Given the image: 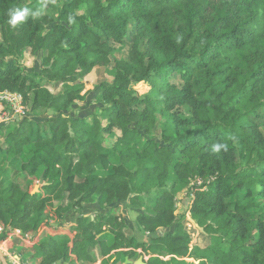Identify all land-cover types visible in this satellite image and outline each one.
<instances>
[{
	"label": "trees",
	"instance_id": "1",
	"mask_svg": "<svg viewBox=\"0 0 264 264\" xmlns=\"http://www.w3.org/2000/svg\"><path fill=\"white\" fill-rule=\"evenodd\" d=\"M21 1L0 0V91L55 115L0 125V240L9 229L36 232L70 208L135 205L153 192L151 210L135 220L145 240L128 236L115 212L78 213L68 226L73 236L42 237L28 247L32 259L124 264L139 253L145 264H264V0H65L57 19L38 8L12 28L6 13ZM128 35L127 59L100 85L99 114L70 116L78 82L108 65ZM26 50L41 55L39 72L21 69ZM157 113L171 125L162 142L147 137ZM214 143L226 147L213 152ZM22 173L43 174L46 184L31 194L14 177ZM195 177L204 181L189 212L210 238L204 246L191 244L174 213L177 192Z\"/></svg>",
	"mask_w": 264,
	"mask_h": 264
},
{
	"label": "rangeland",
	"instance_id": "2",
	"mask_svg": "<svg viewBox=\"0 0 264 264\" xmlns=\"http://www.w3.org/2000/svg\"><path fill=\"white\" fill-rule=\"evenodd\" d=\"M36 1L37 0H22L21 4L28 6L33 11H36L38 8L39 9L41 8L43 13L51 16L55 20L58 18L59 11L61 10V7L65 0H38L39 5L38 3H36ZM81 11L82 9L79 10V12ZM130 47H131V39L130 36L128 35L124 38V41L121 44L116 45V51L110 56V62L108 65L95 67L81 82H78L82 84V89L78 99L69 108L68 113L70 116H84L86 117V120H90L92 115L99 114L100 112V110H98L99 101L97 100V98L100 92V85L102 83L111 84L113 82L115 61L119 59H127ZM139 48L141 51L145 50L146 48L145 40L140 41ZM37 55L35 54L31 55L29 50L24 51L20 61L21 69L27 72L36 69L39 72V69H41L42 67V63H41V55H39L38 58H36ZM47 87L50 89V91L53 94H58L59 92H61V86L59 82H49L47 83ZM135 89L138 91L139 94H143L148 90V86L146 84L140 83L135 85ZM23 106H24V110L23 113L21 114V118L26 117L35 122H42L47 118L55 115L52 110H45L43 108H40L38 110L31 111L29 108V104ZM178 111L180 112V116L183 118H188L190 116L189 111L186 108H180L178 109ZM156 116H157L156 126L152 130V132L149 135H147V137L162 142V138H163L162 136L164 134L165 135L168 134L169 130L171 129V125L170 122L167 121V118L162 114L157 113ZM102 121H105L104 117H102ZM14 122L15 121L5 126H10L11 128H13V126L15 125ZM261 131L264 136V128H261ZM118 133L119 132L116 131V134ZM105 139H106L105 140L106 145L110 147L114 138L111 135H106ZM14 177L17 178L23 189L29 191H35L34 186L38 184V179L28 177L23 173L19 175L14 174ZM191 183L192 180L189 182L187 187L177 192L175 196L174 213L176 215V218H178V220L182 222L184 228L190 234L192 238L191 244L204 246L210 242V238L202 233L201 228L195 226L194 221L191 222V215L189 209L193 199V192L195 190V184H191ZM39 188L40 186L38 187V190ZM152 197H153V192H151L150 194L141 195V200L138 201L135 205L130 204L128 201H123L120 202L119 205L108 206L105 208L97 206L94 202L87 203L82 208H70L60 217L54 215L53 218L50 220V225L53 227L61 226L65 228L66 222L70 224L73 221L74 214L83 213L86 216H89L91 219H93L96 213H105L111 211V212H115L116 214H119L125 220L127 225L126 233L128 236L135 234L140 240H145L146 234L137 231V229L135 228L136 226L135 220L137 215L141 211L151 210ZM174 229L175 226L165 229L162 228V229H158L157 233L158 234L172 233ZM215 242H213L212 244H215ZM140 257L142 258V261L144 263V258L146 259V257L143 258L142 255H140L139 253H136V255L131 259L132 261L128 260L129 261L128 263L131 262L130 264H133ZM163 259H166V257ZM193 261H195V264L198 262V260L185 259V262L190 263ZM5 262L7 263L6 260ZM62 264H67V263L63 262Z\"/></svg>",
	"mask_w": 264,
	"mask_h": 264
},
{
	"label": "built area",
	"instance_id": "3",
	"mask_svg": "<svg viewBox=\"0 0 264 264\" xmlns=\"http://www.w3.org/2000/svg\"><path fill=\"white\" fill-rule=\"evenodd\" d=\"M23 110H24V106L22 103V97L19 93L10 92L7 90L0 91V125H7L15 121L16 117H18L19 119L21 117V114L23 113ZM212 179L213 177H211L209 180ZM191 180H192L191 184H195V188L204 181L199 177H195ZM50 220L49 221L47 220L46 223L43 226H41V228L36 232H22L19 229H9L7 233L12 232L19 239H21L24 242H27L30 245L37 244L42 237L47 235H52L53 232L50 231V229L52 228L48 225L50 223ZM4 230L5 227L3 223L0 222V236L2 235ZM56 232L57 231H54L55 234ZM72 236L73 233L70 234V237ZM145 257L147 258V256ZM23 261L24 260L18 258V256H11L9 258V264H23Z\"/></svg>",
	"mask_w": 264,
	"mask_h": 264
},
{
	"label": "crops",
	"instance_id": "4",
	"mask_svg": "<svg viewBox=\"0 0 264 264\" xmlns=\"http://www.w3.org/2000/svg\"><path fill=\"white\" fill-rule=\"evenodd\" d=\"M16 120H18V117H16ZM67 224L68 222H66L65 228L61 226L53 227L50 225V223L48 225L52 228L50 229V231L53 233L54 231H57L56 233H66L70 235L71 232L69 231V227H68L69 224L68 225ZM158 229H162V228H158ZM53 233L52 235L55 234ZM29 246L31 245L19 239L12 232L6 233V238L4 240H0V263L4 264V261L6 260L7 264H9V258L11 256H18V258H21L22 260H24L23 264H37L38 260L32 259V254L30 253L31 251H29V248H28ZM74 258L75 257L72 255L71 259H74ZM62 263H63L62 261H58L56 264H62ZM96 263L98 264L99 261H97Z\"/></svg>",
	"mask_w": 264,
	"mask_h": 264
},
{
	"label": "clouds",
	"instance_id": "5",
	"mask_svg": "<svg viewBox=\"0 0 264 264\" xmlns=\"http://www.w3.org/2000/svg\"><path fill=\"white\" fill-rule=\"evenodd\" d=\"M38 12L33 11L31 8L24 7H13L10 8L6 13V22L12 28H15L17 25L24 23L28 20L29 17H36ZM226 146L221 143H214L211 145V150L213 152H219L221 149Z\"/></svg>",
	"mask_w": 264,
	"mask_h": 264
},
{
	"label": "water",
	"instance_id": "6",
	"mask_svg": "<svg viewBox=\"0 0 264 264\" xmlns=\"http://www.w3.org/2000/svg\"><path fill=\"white\" fill-rule=\"evenodd\" d=\"M44 184H46V183H45L44 180H43V174H40V176H39V178H38V184L34 186V190H35V191H30V193H31V194L35 193V192L38 190V187H39V186H42V185H44ZM191 220H192V219H191ZM192 221H193V220H192ZM195 226L198 227L197 224H195ZM3 261H4V260H3ZM128 262H129V261L126 259L124 264H127ZM4 264H7V263L4 261ZM133 264H144V263H143V261H142V258L140 257V258H138Z\"/></svg>",
	"mask_w": 264,
	"mask_h": 264
}]
</instances>
